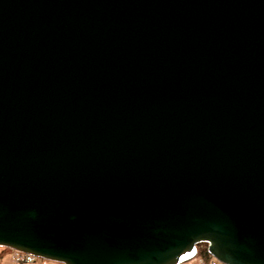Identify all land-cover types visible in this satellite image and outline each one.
<instances>
[{
    "label": "water",
    "instance_id": "obj_1",
    "mask_svg": "<svg viewBox=\"0 0 264 264\" xmlns=\"http://www.w3.org/2000/svg\"><path fill=\"white\" fill-rule=\"evenodd\" d=\"M200 244L264 264V0H0V249Z\"/></svg>",
    "mask_w": 264,
    "mask_h": 264
},
{
    "label": "built area",
    "instance_id": "obj_2",
    "mask_svg": "<svg viewBox=\"0 0 264 264\" xmlns=\"http://www.w3.org/2000/svg\"><path fill=\"white\" fill-rule=\"evenodd\" d=\"M9 256H10L11 261L15 264H20V263L32 264L35 261H38V264H47V261L43 259H37V258H34L33 256L23 254L20 252H16V251L9 250ZM193 262L195 264H221L217 262L216 260L212 259L211 257L205 260L203 256H198L197 258H194Z\"/></svg>",
    "mask_w": 264,
    "mask_h": 264
},
{
    "label": "rangeland",
    "instance_id": "obj_3",
    "mask_svg": "<svg viewBox=\"0 0 264 264\" xmlns=\"http://www.w3.org/2000/svg\"><path fill=\"white\" fill-rule=\"evenodd\" d=\"M203 250H206V245H204V244L198 245L197 248H196V253L197 254H196L195 258H197L201 254V252H203ZM0 264H15L10 259L9 250L0 249ZM20 264H26V263H20ZM32 264H38V261H35ZM47 264H54V263L47 262ZM189 264H195V263L192 260Z\"/></svg>",
    "mask_w": 264,
    "mask_h": 264
},
{
    "label": "trees",
    "instance_id": "obj_4",
    "mask_svg": "<svg viewBox=\"0 0 264 264\" xmlns=\"http://www.w3.org/2000/svg\"><path fill=\"white\" fill-rule=\"evenodd\" d=\"M201 256H203V258L205 259V260H207V259H209L210 257L208 256V254H207V252H206V250H203V252H201V254H200ZM199 255V256H200Z\"/></svg>",
    "mask_w": 264,
    "mask_h": 264
}]
</instances>
